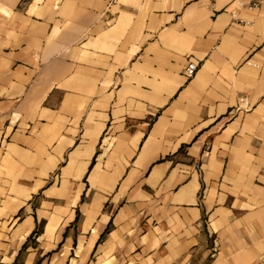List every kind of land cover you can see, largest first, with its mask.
<instances>
[{"label":"crops","instance_id":"obj_1","mask_svg":"<svg viewBox=\"0 0 264 264\" xmlns=\"http://www.w3.org/2000/svg\"><path fill=\"white\" fill-rule=\"evenodd\" d=\"M238 1L0 0V264H264V6Z\"/></svg>","mask_w":264,"mask_h":264},{"label":"built area","instance_id":"obj_2","mask_svg":"<svg viewBox=\"0 0 264 264\" xmlns=\"http://www.w3.org/2000/svg\"><path fill=\"white\" fill-rule=\"evenodd\" d=\"M240 7L242 9L246 10H255L260 9L264 6V0H248L245 2L238 1ZM111 24V21L108 18H104V25L103 28H106L108 25ZM253 66H257L255 63H250ZM197 70V66L194 63H189L186 70H185V76L186 77H192ZM251 102L247 96H243L239 100V105L237 107L238 111H248L251 108Z\"/></svg>","mask_w":264,"mask_h":264}]
</instances>
